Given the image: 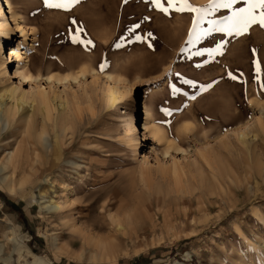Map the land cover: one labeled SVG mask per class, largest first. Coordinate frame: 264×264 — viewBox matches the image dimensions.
Instances as JSON below:
<instances>
[{"label": "rangeland", "instance_id": "374dc122", "mask_svg": "<svg viewBox=\"0 0 264 264\" xmlns=\"http://www.w3.org/2000/svg\"><path fill=\"white\" fill-rule=\"evenodd\" d=\"M12 2L29 26L28 69L44 89L50 74L70 77L55 82L62 99L52 100L48 123L42 106L11 99L16 86L37 91L14 79L15 59L0 68V104L18 108L0 127V168L18 151L27 161L24 172H0L16 180L15 193L0 183V264H264V29L213 31L189 44L194 13L165 15L151 0H80L70 10ZM190 3L207 7L209 0ZM246 6L237 0L213 11L200 28ZM77 28L92 45L72 43ZM9 41L0 37L7 57L6 44L18 46L23 37ZM204 49L212 54H192ZM80 70L87 72L81 88L71 80ZM105 74L124 79L131 93L113 96ZM145 105L190 151L187 158L164 156L152 138L137 151L122 142L144 134ZM251 119L246 130L232 131ZM173 158L184 168L179 179L161 172ZM87 230L110 242L109 259L101 261Z\"/></svg>", "mask_w": 264, "mask_h": 264}, {"label": "bare ground", "instance_id": "6f19581e", "mask_svg": "<svg viewBox=\"0 0 264 264\" xmlns=\"http://www.w3.org/2000/svg\"><path fill=\"white\" fill-rule=\"evenodd\" d=\"M8 15H10L11 17L9 18ZM1 16L4 18V20H2V22L0 24L1 25L0 37H3L4 40L10 42L9 40H11L13 38L14 34L19 32V33H21V37H23V42L18 44V46H16L15 44L13 46L11 43L6 44V45H10V48L8 49V52H10V53H9L8 57H7V54H6V56L4 54L7 51V48H5V46H3V44L0 42V68H2V67L5 68L7 64H10L15 59L16 65L14 66V69H13L14 79L19 78L21 83L22 82H24V83L27 82L29 84L35 83L36 84L35 88L37 90V91H33L34 90L33 89V90H31V92H28V93H26L24 91L20 92L18 86H16L14 89H12V91H8V93L11 95V97H12L11 99L15 100V98H16L17 100L21 101L23 104H26L27 102H33V104L37 103L39 106H42V108H44V111H45L46 122H48V123H49V121L53 122L54 121L53 113L55 111V106H52V100L62 99V95L58 94L57 90L55 89V82L58 84H62L64 81H67L70 76L61 78L59 76L57 77V76H54L53 74H50L46 78V81L48 82L49 89H44L43 86L40 84V82H41L40 77L34 76V73H32V70L28 69L29 62H30L29 52H30L31 48H30V45H28L29 26L26 24L25 16L15 10L12 0H4V1L0 0V17ZM7 72L8 71H6V73ZM86 73L87 72L85 70H80V73L78 75L74 74L71 76V80L73 82H75L79 88H81V86H83V83H81L80 78L86 77ZM97 75H98V72H95V74L92 77L93 80L90 83L91 85L97 84V82H98ZM105 78L109 82V83L108 82L107 83L109 85H111V90H109V91L112 92L113 96L115 94H117V95L119 94V95H121V97L125 98L126 96H128L131 93L130 87L128 86L126 81L124 79H122L121 77L115 76V75H110V74H105ZM1 98L3 99V96ZM259 103L255 100H251V105H253V106L256 105L259 107ZM2 105L0 104V127L1 128H3L2 126L6 125L8 123L10 124L12 122V118L16 117L17 109H18L15 106V108H13V109L5 110V108ZM151 112L152 111L148 108V106L145 105L144 106V113H143L145 116V118H144L145 121L143 120L144 121V123L142 125L143 128L141 129V132L144 131V134L142 136H140V135L134 136L133 134H131V135L126 134L125 137L123 136L122 142L126 143V145L129 146L131 149L133 148L134 151H137L139 146L144 141H147L149 138H152L154 140V142L157 143L159 146H164V152H165L164 156L169 155V157H172L173 154H171V153L176 152L177 154L181 153L183 155V158H187L190 151L180 147L175 140H172L169 137L167 130L165 128H162L157 123L156 119L154 118V116ZM252 120L253 119L248 120L245 123L232 128V131L236 132V131L246 130ZM26 122H27V127L29 128L30 125H29L28 121H26ZM62 122L64 123V126H63L64 132H66V129H67L68 124H69L68 117L65 116L64 120ZM261 122H262L261 119H259L258 123L260 124ZM184 126H187V125H184ZM184 126H183V129H184ZM188 126H190V125H188ZM133 127L136 128V124ZM129 128H131V126H129ZM186 128L188 129V127H185V129ZM183 129H181L182 132H183ZM130 130L131 129H129V131ZM45 132H46L45 127H43L41 129V132H40L41 141L44 140L43 137L45 136ZM189 132H191V131L189 130ZM137 134H138V132H137ZM142 137H143V139H141ZM184 137H185V135H184ZM225 137H226V134L225 135L223 134V136L219 135L218 139L223 141L226 139ZM241 137L244 138L245 134L242 133ZM27 139H29V138H27ZM32 145H34V144L32 143ZM48 148L49 147H47V145L44 146L45 151H47ZM186 153H188V154L186 155ZM28 158H26V159H28ZM2 164L4 165V167L0 168V172L7 170V171H11L13 173H16L18 170H20L22 172L27 170L26 169L27 161L26 160L24 161L23 156L21 154V151H18L16 157L15 156L10 157L7 160L3 161ZM161 169H162L161 170L162 173L166 174V172H171L178 179L181 177L182 173L184 172V168L180 167L179 162L176 161L175 158H173L172 164H170L169 166H165ZM15 182H16V180H13V179L11 180L8 178V176H5V175L0 173V183L5 184L6 188L8 189V191L10 193L16 192V190L13 188V185ZM85 237H88L87 238L88 241L90 240L91 243H94L96 251L98 252V257L101 258V261L110 258L109 253H111V252L110 251L107 252L109 250L108 247H109L110 242L109 243L103 242V240H101L102 238L99 240L100 236H97L96 234H94L92 231L90 232L89 230H87V235H85ZM111 243H113V242H111ZM113 253H114V251H113Z\"/></svg>", "mask_w": 264, "mask_h": 264}, {"label": "snow or ice", "instance_id": "6c2138e0", "mask_svg": "<svg viewBox=\"0 0 264 264\" xmlns=\"http://www.w3.org/2000/svg\"><path fill=\"white\" fill-rule=\"evenodd\" d=\"M45 6L48 8L65 9L70 10L74 4L80 2V0H44ZM152 4L161 13L168 15L171 11L176 13H194L192 31L189 37V44H195L203 37L209 35L213 31L224 32L228 35L233 33L237 36L244 35L248 33L249 29L258 25L260 28L264 29V0H245L246 7L237 8L232 11L230 16L224 17L223 20H208L209 27L207 29H201L200 25L205 22L207 17L211 12L216 11L221 8L231 9L237 0H209L207 7H198L190 3V0H151ZM75 23V21H73ZM139 28V25H136ZM81 29L77 28L75 34L71 36V41L73 44H84L92 45L91 40H83L80 37ZM151 35V34H149ZM137 40L141 37L137 36ZM218 51V49L216 50ZM255 52V50H253ZM204 52H208L209 55L212 54V50L204 49L203 51H197L192 53L193 55H203ZM256 80L259 83L261 81V62L259 60L254 61ZM105 65H100V71L104 70ZM230 75V78L235 80L236 76ZM188 84H193L192 81H184ZM260 87L264 89V83H260ZM205 90H207L205 88ZM179 91V89H176ZM195 99V97H193Z\"/></svg>", "mask_w": 264, "mask_h": 264}, {"label": "crops", "instance_id": "0c3cea01", "mask_svg": "<svg viewBox=\"0 0 264 264\" xmlns=\"http://www.w3.org/2000/svg\"><path fill=\"white\" fill-rule=\"evenodd\" d=\"M1 196V195H0Z\"/></svg>", "mask_w": 264, "mask_h": 264}]
</instances>
